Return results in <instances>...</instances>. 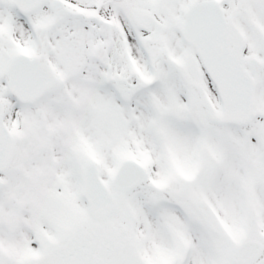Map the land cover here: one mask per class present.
Here are the masks:
<instances>
[{
  "label": "snow or ice",
  "instance_id": "1",
  "mask_svg": "<svg viewBox=\"0 0 264 264\" xmlns=\"http://www.w3.org/2000/svg\"><path fill=\"white\" fill-rule=\"evenodd\" d=\"M0 264H264V0H0Z\"/></svg>",
  "mask_w": 264,
  "mask_h": 264
}]
</instances>
